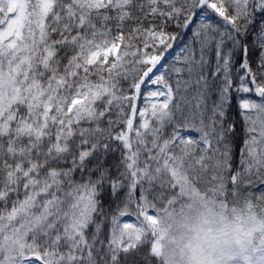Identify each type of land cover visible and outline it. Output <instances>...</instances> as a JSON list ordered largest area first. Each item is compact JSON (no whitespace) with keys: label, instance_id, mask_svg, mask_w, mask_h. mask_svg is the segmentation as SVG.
Here are the masks:
<instances>
[{"label":"snow or ice","instance_id":"obj_1","mask_svg":"<svg viewBox=\"0 0 264 264\" xmlns=\"http://www.w3.org/2000/svg\"><path fill=\"white\" fill-rule=\"evenodd\" d=\"M201 182L264 194V0H0V264H157Z\"/></svg>","mask_w":264,"mask_h":264},{"label":"rangeland","instance_id":"obj_2","mask_svg":"<svg viewBox=\"0 0 264 264\" xmlns=\"http://www.w3.org/2000/svg\"><path fill=\"white\" fill-rule=\"evenodd\" d=\"M190 203L177 217H164L165 231L173 230V234L165 238L168 248L160 244L159 253L172 256L169 264H183L184 243L190 231L192 220L204 214L239 222L240 233L237 238L225 246L220 256V264H264V205L253 200H230L224 192L218 194H200L190 186ZM123 219L130 220V217ZM156 223L152 232H158ZM154 236V235H153ZM154 240H160L156 236Z\"/></svg>","mask_w":264,"mask_h":264},{"label":"clouds","instance_id":"obj_3","mask_svg":"<svg viewBox=\"0 0 264 264\" xmlns=\"http://www.w3.org/2000/svg\"><path fill=\"white\" fill-rule=\"evenodd\" d=\"M240 230L238 221L207 213L192 220L184 243L183 264H220L222 251Z\"/></svg>","mask_w":264,"mask_h":264},{"label":"trees","instance_id":"obj_4","mask_svg":"<svg viewBox=\"0 0 264 264\" xmlns=\"http://www.w3.org/2000/svg\"><path fill=\"white\" fill-rule=\"evenodd\" d=\"M193 186L200 194H218L220 192H224L226 194V198L230 200H253L255 203L264 205V194L261 193H251L249 191H245L243 189H229L226 186L224 188H220L216 185L206 184V183H198V184H190L186 186L182 196H174L172 201L164 207L158 208L159 215V231L153 233L154 239L156 236H160V240H154V251L157 255V264H169L172 260V256L163 255L159 253L161 250L160 244H163L165 248H168L169 241H166L165 238L169 237L173 234V230L165 231V223L164 217L167 214H170V217H177L181 214V212L189 205L190 203V186ZM172 264V263H171Z\"/></svg>","mask_w":264,"mask_h":264}]
</instances>
